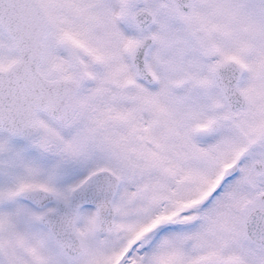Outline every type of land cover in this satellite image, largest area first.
<instances>
[{
	"label": "snow or ice",
	"instance_id": "6c2138e0",
	"mask_svg": "<svg viewBox=\"0 0 264 264\" xmlns=\"http://www.w3.org/2000/svg\"><path fill=\"white\" fill-rule=\"evenodd\" d=\"M0 264H264V0H0Z\"/></svg>",
	"mask_w": 264,
	"mask_h": 264
}]
</instances>
